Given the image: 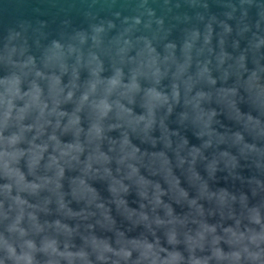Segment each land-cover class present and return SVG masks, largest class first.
Returning a JSON list of instances; mask_svg holds the SVG:
<instances>
[{"label": "clouds", "instance_id": "clouds-1", "mask_svg": "<svg viewBox=\"0 0 264 264\" xmlns=\"http://www.w3.org/2000/svg\"><path fill=\"white\" fill-rule=\"evenodd\" d=\"M99 2L0 27V264H264V0Z\"/></svg>", "mask_w": 264, "mask_h": 264}, {"label": "water", "instance_id": "water-1", "mask_svg": "<svg viewBox=\"0 0 264 264\" xmlns=\"http://www.w3.org/2000/svg\"><path fill=\"white\" fill-rule=\"evenodd\" d=\"M103 2L104 0H100L96 3L93 10L100 11ZM120 2L123 3L124 0ZM92 6L93 0H0V27L18 20H30L35 25L38 20L42 19L48 21L49 28H57L62 25L63 20L68 18L73 24L79 25L84 22L83 13ZM187 10L189 9L185 4L183 8L175 9L173 14ZM213 10H218L215 4H213ZM104 14H106L105 11H101V15ZM171 22L179 24L178 21ZM175 34H179V28Z\"/></svg>", "mask_w": 264, "mask_h": 264}]
</instances>
